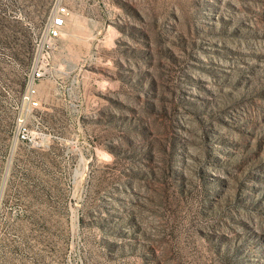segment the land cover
Instances as JSON below:
<instances>
[{"label": "rangeland", "instance_id": "374dc122", "mask_svg": "<svg viewBox=\"0 0 264 264\" xmlns=\"http://www.w3.org/2000/svg\"><path fill=\"white\" fill-rule=\"evenodd\" d=\"M0 264H264V0H0Z\"/></svg>", "mask_w": 264, "mask_h": 264}, {"label": "built area", "instance_id": "2783aa9c", "mask_svg": "<svg viewBox=\"0 0 264 264\" xmlns=\"http://www.w3.org/2000/svg\"><path fill=\"white\" fill-rule=\"evenodd\" d=\"M71 15L69 6L61 5L57 8L54 16L53 24L50 26L48 31L49 43L54 44L63 35V30L67 26V21ZM45 77V73L40 68L33 70L32 74L28 78L27 90L25 92V100L29 101L30 108L32 110H38L41 108V102L36 98L38 92L37 82L41 81ZM33 134L31 129L21 122L17 131L18 139L23 143H32Z\"/></svg>", "mask_w": 264, "mask_h": 264}]
</instances>
